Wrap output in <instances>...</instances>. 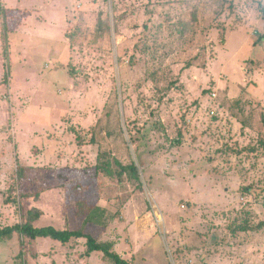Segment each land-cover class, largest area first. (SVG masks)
<instances>
[{"label":"rangeland","instance_id":"374dc122","mask_svg":"<svg viewBox=\"0 0 264 264\" xmlns=\"http://www.w3.org/2000/svg\"><path fill=\"white\" fill-rule=\"evenodd\" d=\"M0 5L12 31L36 26L28 63L22 31L0 47V227L23 221L21 205L59 229L98 208L102 240L131 264H264V0ZM116 159L140 179L97 175ZM0 264L115 263L84 238L14 233Z\"/></svg>","mask_w":264,"mask_h":264},{"label":"trees","instance_id":"16d2710c","mask_svg":"<svg viewBox=\"0 0 264 264\" xmlns=\"http://www.w3.org/2000/svg\"><path fill=\"white\" fill-rule=\"evenodd\" d=\"M10 10L0 5V14L2 17V25H3V37L6 38V35L9 31H12V27L9 28L8 25V14ZM137 156L139 158V163L142 165V154L138 151ZM116 164L120 167V169L113 170L112 164L110 161L101 162V164H97V175H100V172H105L106 175L112 176L116 175L121 178L124 173H129L133 178L136 180L140 179L139 167L136 165L135 162L130 164H124L120 160H115ZM26 167L21 166L19 167L18 175L22 179L26 176ZM22 197L28 198L29 194H23ZM35 198L38 197V194L34 196ZM22 206L23 212V221L18 222L13 225H7L0 227V241L7 239L12 234L17 233L19 239L21 240V244H24V238L30 239H37L39 237L43 238H51L57 241L62 242L63 244L68 243L71 239L75 238H84L86 239L85 242V253L90 255L93 252H103L105 257H109L111 260L114 261L115 264H131L129 260L122 257L117 251L114 250V243L111 241H104L102 240V236L105 233L104 228H99L97 217L94 213L97 212L98 208L89 207L93 210L90 216L86 218V222L84 221V228H77V229H59L53 225L47 226H36L35 222L39 220L44 211L37 206H32L27 208L26 205ZM71 216V212L69 213V217ZM21 257L25 255L24 249H22L19 253Z\"/></svg>","mask_w":264,"mask_h":264},{"label":"crops","instance_id":"0c3cea01","mask_svg":"<svg viewBox=\"0 0 264 264\" xmlns=\"http://www.w3.org/2000/svg\"><path fill=\"white\" fill-rule=\"evenodd\" d=\"M0 2H1V0H0ZM5 8H7L6 6H4ZM12 7H8L7 9H9V10H12L11 9ZM30 13V12H29ZM30 15H32L31 13H30ZM29 15V16H30ZM28 22V21H27ZM43 22H45V23H47L48 22V19H46V21L44 20ZM43 22H41V23H43ZM50 23H52L51 21H49ZM49 22L47 23V25H50L49 24ZM29 24V23H28ZM27 23L26 24H21L19 27H17V28H15V29H13L14 31H15V33H21V32H18V30L19 31H22V33H23V38L24 39H21L20 38V40H22L21 41V46H23V50L24 51H22V52H24L23 54H21L20 55V57H19V59H18V61H19V63H28L27 62V57H25L26 56V53H27V50H28V40H29V33L31 34V33H35V29H36V26H34V25H32V26H30V25H28ZM1 25H2V21H1ZM40 25V24H39ZM40 28H42V27H40ZM17 29V30H16ZM14 31H12V32H10L11 33V35L8 37V39H10V41H8V44H9V48H8V50L10 49V47H11V49H12V44L14 45V40H12V38H11V36H12V34H14ZM40 31V33L43 35H46V36H53L56 32H52V31H49V30H46V29H44V30H39ZM2 35V37L0 38V47L1 48H4L3 47V44H4V42H3V39H4V37H3V25H2V28H1V30H0V36ZM44 39H48V38H45L44 37ZM51 40V39H50ZM10 43H11V46H10ZM8 44H5L6 46H8ZM2 53V57H1V59H0V62H1V64H0V80H1V77L3 76V73H4V67H3V65H4V51H2L1 52ZM22 58V59H21ZM22 65V64H21ZM22 68V67H21ZM26 70H27V68H25L24 67V69L22 68V71H19V69H17L16 70V73L15 74H18V72H23L22 73V75L26 72ZM15 72V71H14ZM27 79H28V77H27ZM13 85V89L15 90L16 89V84H12ZM11 85V86H12ZM18 123L19 122H17V124L15 123L14 125H15V127L18 125ZM0 124H1V121H0ZM15 129V128H14ZM28 134L31 136V134H32V132H28ZM33 136V135H32ZM22 138V137H21ZM21 138H18L19 140H21ZM38 207V206H37ZM46 214H47V211H44V214L42 215V217L39 219V220H37L36 222H35V225L37 226V223H38V221H40L42 218H44V216H46ZM51 221V220H50ZM40 227V226H39ZM85 240V242H86V239H84ZM79 241H81L82 242V240H79ZM74 251H76V249H74ZM98 252V251H97ZM94 253V252H93ZM92 254V253H91ZM67 258H66V260H68L69 258H70V254H66L65 255ZM68 262V261H67Z\"/></svg>","mask_w":264,"mask_h":264},{"label":"built area","instance_id":"2783aa9c","mask_svg":"<svg viewBox=\"0 0 264 264\" xmlns=\"http://www.w3.org/2000/svg\"><path fill=\"white\" fill-rule=\"evenodd\" d=\"M213 95H214V96H216V94H215V93H214Z\"/></svg>","mask_w":264,"mask_h":264}]
</instances>
